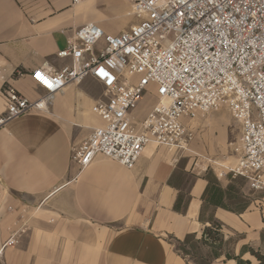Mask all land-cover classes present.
<instances>
[{
  "label": "crops",
  "instance_id": "1",
  "mask_svg": "<svg viewBox=\"0 0 264 264\" xmlns=\"http://www.w3.org/2000/svg\"><path fill=\"white\" fill-rule=\"evenodd\" d=\"M89 23L120 35L136 21L119 0H0V117L4 84L40 99L44 91L31 74L67 64L59 51ZM103 101L104 87L88 78L57 94L49 111L33 110L0 129V264H253L247 250L263 243L264 192L243 178H220L204 161L222 155L229 111L190 123L188 151L151 144L133 170L103 155L81 169L71 151L104 125L93 112ZM157 102L152 86L135 121ZM214 226L221 242L233 241V255L215 253ZM14 234L17 245L6 247Z\"/></svg>",
  "mask_w": 264,
  "mask_h": 264
},
{
  "label": "built area",
  "instance_id": "2",
  "mask_svg": "<svg viewBox=\"0 0 264 264\" xmlns=\"http://www.w3.org/2000/svg\"><path fill=\"white\" fill-rule=\"evenodd\" d=\"M124 1L136 23L120 35L96 23L77 29L58 53L67 64L31 74L44 91L40 99L31 101L4 84L0 129L33 110L49 111L66 87L92 78L105 90L106 101L93 108L104 125L72 149L71 160L85 169L103 155L133 170L151 144L188 151L195 139L189 124L227 109L240 125L229 173L264 192V0ZM152 86L158 102L137 123L135 113ZM17 243L14 234L5 246Z\"/></svg>",
  "mask_w": 264,
  "mask_h": 264
},
{
  "label": "rangeland",
  "instance_id": "3",
  "mask_svg": "<svg viewBox=\"0 0 264 264\" xmlns=\"http://www.w3.org/2000/svg\"><path fill=\"white\" fill-rule=\"evenodd\" d=\"M125 4L128 5V11L130 10V4L127 3L124 0H119ZM134 22V21H132ZM104 44L101 45L99 49L104 48ZM240 135V125L234 121V119L231 117V126L229 131L227 132L226 138V144H224L221 148L222 150V155L217 158H211V157H206L204 160L206 162V165H208V171H211L212 173H216L217 175L225 174L228 176L230 175V170L235 166L236 160H237V154H236V146L238 143ZM249 200H250V195H249ZM240 201L242 206L244 200H237L233 201V210L238 211ZM248 204H250V201H248ZM219 234L216 232V227L214 226L213 229L209 232V236L212 239V242L215 244V253H224L227 255H233V241H228V242H221L220 237L218 236ZM256 253H260L264 255V234H263V243L260 249L254 250ZM250 255L253 257V264H257V258L253 256L251 253ZM229 256V257H230ZM193 261L197 260V255L191 257ZM228 258V257H227ZM196 264H205L204 262H199L197 261Z\"/></svg>",
  "mask_w": 264,
  "mask_h": 264
},
{
  "label": "trees",
  "instance_id": "4",
  "mask_svg": "<svg viewBox=\"0 0 264 264\" xmlns=\"http://www.w3.org/2000/svg\"><path fill=\"white\" fill-rule=\"evenodd\" d=\"M210 232V231H208ZM208 234V233H207ZM247 252L251 253L253 256H255L257 258L258 263L257 264H264V255L260 254V253H256L253 249H248ZM231 258V257H228ZM238 261V264H252L249 261H243L240 258L236 259Z\"/></svg>",
  "mask_w": 264,
  "mask_h": 264
},
{
  "label": "snow or ice",
  "instance_id": "5",
  "mask_svg": "<svg viewBox=\"0 0 264 264\" xmlns=\"http://www.w3.org/2000/svg\"><path fill=\"white\" fill-rule=\"evenodd\" d=\"M101 75H105V74L102 72ZM38 79H41L48 87H52V84L48 80L44 79L43 76H40L39 74H38Z\"/></svg>",
  "mask_w": 264,
  "mask_h": 264
}]
</instances>
